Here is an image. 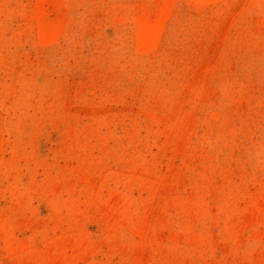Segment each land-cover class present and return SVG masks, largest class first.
<instances>
[{
  "label": "rangeland",
  "instance_id": "rangeland-1",
  "mask_svg": "<svg viewBox=\"0 0 264 264\" xmlns=\"http://www.w3.org/2000/svg\"><path fill=\"white\" fill-rule=\"evenodd\" d=\"M0 264H264V0H0Z\"/></svg>",
  "mask_w": 264,
  "mask_h": 264
}]
</instances>
